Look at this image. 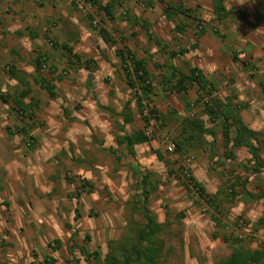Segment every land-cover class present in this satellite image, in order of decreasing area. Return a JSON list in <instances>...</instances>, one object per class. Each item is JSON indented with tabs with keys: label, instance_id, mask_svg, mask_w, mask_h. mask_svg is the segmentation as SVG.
<instances>
[{
	"label": "crops",
	"instance_id": "crops-1",
	"mask_svg": "<svg viewBox=\"0 0 264 264\" xmlns=\"http://www.w3.org/2000/svg\"><path fill=\"white\" fill-rule=\"evenodd\" d=\"M97 2L111 8L95 7L93 26L73 0H0V264L99 262L84 249L102 261L146 224L145 195L162 227L179 214L194 227L208 218L236 247L264 236V0H221L225 16L215 0ZM168 8L178 13L168 19ZM126 51L145 63L162 130L181 144L173 154L158 136L142 140ZM193 70L198 82L174 90ZM172 76L171 90L162 80ZM226 108L254 133L247 145H234ZM193 120L201 129L186 130ZM180 168L216 209L188 194Z\"/></svg>",
	"mask_w": 264,
	"mask_h": 264
},
{
	"label": "trees",
	"instance_id": "trees-1",
	"mask_svg": "<svg viewBox=\"0 0 264 264\" xmlns=\"http://www.w3.org/2000/svg\"><path fill=\"white\" fill-rule=\"evenodd\" d=\"M81 1L88 3L98 9H103L105 12H107L108 15L110 13L109 9L111 8V5L101 7L98 4L97 0ZM215 8L219 15L225 16L228 14L222 6L221 0H215ZM168 10L169 11H165L168 19L170 15H172V12L178 13L177 9L168 8ZM87 17H89L91 20L93 19V16L90 14L87 15ZM177 31L181 33L182 27H177ZM63 49L69 53V50L66 47ZM72 57L74 58L75 56L72 55ZM120 57L123 62L122 69L124 70V73L128 78L129 86L134 92L135 97L137 98L138 111L141 117H143L145 128L147 125H149V120L146 116L144 117L143 112L146 108H148L150 116L152 115V117L157 120L159 124V129H161L164 124V118L162 115L159 114L158 110L152 106L151 101L148 97L149 94H151L152 92V87L146 72L145 63L143 61H138L134 58H131L128 51L123 52ZM128 58L129 60L126 61V59ZM196 72V70L191 71L190 76L181 75V79L176 80V83L173 84V89L186 90L187 82H190L192 80L198 82L197 78L199 76ZM173 77L174 76L170 78L164 77L162 80L163 85L166 88H170L171 90L172 87L170 85V82ZM48 90L50 92V95L52 96V89L48 88ZM201 107L203 111L208 114H211L212 117L218 119L220 118L222 112L220 113V106L218 103L209 102V100L205 99L204 102H201ZM225 111L227 115L233 117V123L237 125V139L234 140V145H241V143L247 145V141L249 140L248 138H253L254 133L247 131L245 127L241 125V122L234 117L230 109L226 108ZM200 125L201 124L199 122L193 120L187 122L184 125V128L186 130L188 129V127H190V129H201ZM226 128H229V125H227ZM141 136L142 140L149 141L150 139V137H148L145 132L141 133ZM173 142L175 144V151L179 150L181 144L175 141ZM249 150L252 157L258 161L257 165L261 167L262 163L259 161L260 158L258 155V150L256 148H249ZM178 171L181 174L179 179L182 178V184L188 194L193 193L194 195H197L201 200H203V202L208 204L209 207H211L212 209L217 208V202L215 197L209 196L206 193V190L198 182L195 181V179L192 177L191 174H189L187 170H184V168H180ZM144 201L145 202L142 208V215L144 214V217L147 222L143 227L134 230L123 240L111 242L109 245V252L105 255L102 261L100 260L101 255L97 251L89 253L87 252V250L84 249L83 254L87 256V258L99 261L100 264H158L164 244L163 240L159 238V234L162 231L163 227L162 225L156 223L154 216L149 213L146 206L147 195L144 196ZM223 239L224 243L231 247L232 251L228 257L223 260H220L215 264H264V247L261 249L249 250L236 247V243L241 242V239H235L229 236H223Z\"/></svg>",
	"mask_w": 264,
	"mask_h": 264
},
{
	"label": "rangeland",
	"instance_id": "rangeland-1",
	"mask_svg": "<svg viewBox=\"0 0 264 264\" xmlns=\"http://www.w3.org/2000/svg\"><path fill=\"white\" fill-rule=\"evenodd\" d=\"M96 19L98 23L99 19L97 16ZM159 114L162 115V112H159ZM157 126L158 145L165 152L161 144L162 140L172 142L173 140L169 134L167 135L163 132L162 127L159 129V125ZM195 207H197V212L203 214L204 206L195 205ZM183 219L179 214L174 219L173 215L172 218H166V223H164V227L159 234V238L163 240L164 244L158 264H215L230 255L231 247L224 243L221 235L218 234L219 229L212 227L208 218H206V222L202 220L195 227L185 224ZM247 232H249L248 229L246 234H248ZM260 232L263 231L261 230ZM236 234L238 236L241 235L240 233ZM257 234H254V236L250 235L253 239L246 240L240 246L249 250L259 249L264 246V236H257ZM242 236L245 235L243 234ZM104 250H106V247H104ZM95 264H100V262Z\"/></svg>",
	"mask_w": 264,
	"mask_h": 264
},
{
	"label": "built area",
	"instance_id": "built-area-1",
	"mask_svg": "<svg viewBox=\"0 0 264 264\" xmlns=\"http://www.w3.org/2000/svg\"><path fill=\"white\" fill-rule=\"evenodd\" d=\"M74 4L76 6V8L80 11V13L84 14V15H92L93 19L91 20L93 26H97V19H96V14H95V7H93L92 5L85 3L81 0H74ZM144 117L146 116L148 118V122L149 125L146 126L145 128V133L148 137L153 138V137H157L158 136V132H156V129L158 128L157 125L158 122L156 119H154L152 117V115L150 116L149 114V109L146 108L143 112ZM165 152L167 154H173L175 152V144L172 141H166V140H162L161 142Z\"/></svg>",
	"mask_w": 264,
	"mask_h": 264
}]
</instances>
